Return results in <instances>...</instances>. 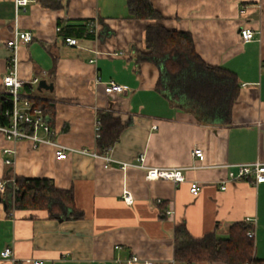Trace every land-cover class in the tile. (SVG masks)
<instances>
[{"label":"crops","instance_id":"obj_1","mask_svg":"<svg viewBox=\"0 0 264 264\" xmlns=\"http://www.w3.org/2000/svg\"><path fill=\"white\" fill-rule=\"evenodd\" d=\"M151 2L163 16L161 26L191 33L208 65L236 73L240 93L230 124H201L157 90L159 68L138 60L146 52L149 22L132 19L126 0H70L60 10L35 0L17 15L14 0H0V92L10 56L7 42L16 28L31 32L33 41L19 50L18 74L25 82L23 93L54 107L51 139L97 151L98 115L112 113L128 126L111 148V158L135 163L144 155L148 167L184 169L186 177L179 184L147 180L144 169L123 171L117 164L106 169L103 160L75 153L58 161L51 145L34 149L29 141H9L0 134V181L10 171L16 177L50 180L72 191L80 213L77 218L69 210L62 215L9 212L0 201V264H126L132 256L152 264H180L174 256L177 226L184 225L195 238L211 233L226 238L231 225L247 218L253 219L255 255L264 260V184L220 189L228 167L264 163V0ZM59 21H90L94 38L67 46L59 36ZM245 28L255 33L253 41L241 39ZM35 78L39 83L31 84ZM41 81L47 89L39 87ZM110 81L125 92L107 94L104 84ZM37 134L48 138L42 131ZM197 148L204 152L203 162L193 156ZM6 149L14 155L5 154ZM9 159L11 166L6 165ZM194 182L202 187L198 196L190 192ZM125 189L134 198L132 205L123 200ZM7 248L16 262L1 256Z\"/></svg>","mask_w":264,"mask_h":264},{"label":"trees","instance_id":"obj_2","mask_svg":"<svg viewBox=\"0 0 264 264\" xmlns=\"http://www.w3.org/2000/svg\"><path fill=\"white\" fill-rule=\"evenodd\" d=\"M43 7L60 10L70 0H37ZM130 17L149 22L145 31L146 52L138 55L139 62H150L160 70L157 90L169 99L171 105L193 114L204 125H228L232 120V108L240 93L236 73L224 67L208 65L198 54L189 32L169 30L159 24L162 14L151 0H126ZM90 21L80 23L58 22L59 36L92 40ZM35 104L52 118L54 107L35 98ZM2 108H11L10 102ZM52 120V119H51ZM100 138L97 151H110L120 140L128 126L112 113L101 112ZM51 123V121H50ZM5 191L0 201L7 210H47L51 215H62L66 210L71 217H80L76 210L72 191L58 189L47 179H25L13 176L11 171L0 181ZM254 231L252 223L240 222L231 225L226 238L216 233L195 238L184 225L175 230L174 256L180 264H264L255 255V239L248 233Z\"/></svg>","mask_w":264,"mask_h":264},{"label":"built area","instance_id":"obj_3","mask_svg":"<svg viewBox=\"0 0 264 264\" xmlns=\"http://www.w3.org/2000/svg\"><path fill=\"white\" fill-rule=\"evenodd\" d=\"M35 0H14L16 15L20 10L25 9L30 3ZM18 23L16 18V24ZM60 28H58V31ZM90 32H94L93 25L91 24ZM241 39L244 42H251L255 39V33L248 28L240 30ZM34 39L31 32H22L18 28L13 32L12 38L7 42V49L10 51V56L7 60V74L3 77V89L0 92V134L4 135L9 141H29L32 143L33 148L37 149L42 145H51L55 149V157L58 161L66 160L71 153L89 156L97 159H101L105 163V168L109 169L113 164L119 165L120 169L126 171L129 167H137L147 171V180H166L172 181L175 184L183 183L186 181L184 169H166V168H154L148 167L145 163L146 157L144 155L139 156L135 163H128L117 161L109 155L110 151L103 154L98 151H89L87 149H75L68 148L60 145L51 139L55 135V131L51 127V118L45 114L41 107L36 106L33 97L23 93L22 89L25 82L19 78V50L22 46L30 44ZM67 46L75 47L79 44V40L76 38L68 37L63 39ZM39 78L33 79L31 84H38ZM98 83L102 84L99 78ZM105 92L109 95H118L125 92V87L110 81L105 83ZM10 102L12 107L2 108L3 104ZM42 131L48 138H41L38 136V132ZM101 122L97 121L96 135L97 139L100 138ZM50 137V139H49ZM7 155H14V151L6 149L4 151ZM193 156L199 161H204L205 155L202 149L197 148L193 151ZM6 165H13V160H6ZM228 175L225 180L221 182L220 189L222 191L227 190L229 184L234 183H250L252 185L264 184V163L257 162L247 165H239L235 167H228ZM201 185L199 183H190V192L193 196H198L201 192ZM5 191V183L0 182V193ZM123 200L132 205L134 198L128 189L123 191ZM158 204L162 203L161 199L157 200ZM167 215H171V211L166 212ZM246 223H253L252 218H247ZM250 238H255V232L250 231L248 233ZM119 249V247H117ZM1 256L4 259H9L13 262L16 260L13 257V252L10 248L5 249ZM19 264V263H16ZM33 264H42L40 261H34ZM124 264V263H120ZM126 264H152L147 261H142L138 256H132Z\"/></svg>","mask_w":264,"mask_h":264},{"label":"water","instance_id":"obj_4","mask_svg":"<svg viewBox=\"0 0 264 264\" xmlns=\"http://www.w3.org/2000/svg\"><path fill=\"white\" fill-rule=\"evenodd\" d=\"M40 88H45V89H47L48 88V85L46 84V82L45 81H41L40 82V86H39ZM50 88L52 89L53 88V86H50Z\"/></svg>","mask_w":264,"mask_h":264}]
</instances>
